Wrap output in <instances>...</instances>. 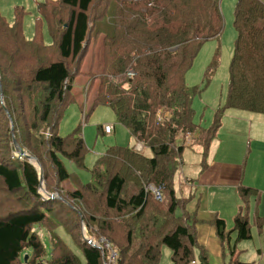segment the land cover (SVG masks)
Instances as JSON below:
<instances>
[{
	"label": "trees",
	"instance_id": "1",
	"mask_svg": "<svg viewBox=\"0 0 264 264\" xmlns=\"http://www.w3.org/2000/svg\"><path fill=\"white\" fill-rule=\"evenodd\" d=\"M237 1L228 92L208 127L193 120L192 100L200 90L187 86L185 74L201 46L222 35L220 0H44L37 5L36 31L29 39L23 28L25 7L16 5L11 21L0 10V129L3 126L1 133L11 141L0 144V206L14 198L0 211V264H21L27 249L33 250V263L82 264L83 257L85 264H107V251L85 239L83 225L88 230L97 226L93 237H103L118 249L117 264H160L163 245L172 250V264H210L207 249L197 240L199 219L196 212L185 210L188 198L177 196L175 175L187 134L207 156L227 109L264 114V0ZM98 13L106 16L104 25ZM43 24L50 43L42 35ZM99 35L104 70L89 112L99 104L109 105L142 148H107L96 157L90 180L84 183L66 164L85 167L82 128L64 137L58 126L76 100L75 77L83 73L91 42ZM218 62L217 50L207 82ZM128 68L134 76L115 82ZM93 78L97 76H90L88 90ZM25 94L27 101L17 102ZM159 111H169V117ZM14 138L40 163L46 191L58 197L39 193V170L17 151ZM153 187L163 192L161 199ZM239 193L242 205L233 228L228 230L222 218L214 219L222 244L231 241L232 232L236 242L252 236L250 201L257 190L241 186ZM256 225L262 229L264 217L257 216ZM37 226L49 235L50 261ZM90 233L93 229L87 231L89 238ZM232 262L253 264L238 257Z\"/></svg>",
	"mask_w": 264,
	"mask_h": 264
},
{
	"label": "rangeland",
	"instance_id": "2",
	"mask_svg": "<svg viewBox=\"0 0 264 264\" xmlns=\"http://www.w3.org/2000/svg\"><path fill=\"white\" fill-rule=\"evenodd\" d=\"M44 0H0V10L1 13L11 21L13 18V10L16 5L24 6L27 13L24 16L23 20V28L25 31L26 37L32 38L35 31H36V23L35 20L39 16V12L37 10V5ZM237 0H220L221 10L224 16V29L220 38L210 39L205 42L197 56L195 57L190 69L185 74V82L188 87L190 88H199L200 92L197 93L192 100V107L194 110L193 120L195 123H204V126L209 125V121L206 122V118L208 116H203L205 113V109L208 106H213L212 102L216 103V106L222 101L220 105H223L225 101H223L228 92V82H229V68L230 63L234 54L235 43L237 40V32L235 28V17H234V10L235 5L237 4ZM99 24L104 25L105 17L103 18L102 13L97 14V18ZM42 35L46 43H50L52 38L49 34L48 28L45 24H43ZM103 36L99 35L98 38L94 36V41L91 42V46L88 50L86 55L85 62L83 64V73L79 74L75 77L74 84L72 87V92L76 97V100L73 101L67 108L63 118L60 121L58 126V130L60 135L62 136H69L71 133L74 132L79 126L82 128V137L85 140L87 145V152L86 158L84 161L85 167L78 168L77 166L70 164L67 162V168L70 171H75L79 174L80 178L84 183H88L90 180V170L95 163L96 157L103 153L107 148L111 146H124V147H131L138 144V141L131 136L130 132L123 126L121 123L118 122L116 118V114L113 109L106 104H99L95 106L91 113L89 112L90 107L92 105L93 100L97 97L99 93V87L101 85L102 78L101 73L104 70V47H103ZM219 51V62L216 69L211 73L209 72L208 78L209 81H206V72L208 68L210 69V64L217 52ZM90 76H97V78H93L92 85L87 89L88 82L90 80ZM11 81L16 83L17 80L12 76H9ZM128 79L127 75H119L114 78L115 82H125ZM11 88L13 92L16 90L13 83H11ZM127 86V83H125ZM88 90V91H87ZM86 98V100L84 99ZM16 97L12 96V102H16ZM25 99L27 101L26 94L23 97H19L17 102H21ZM13 106H15L13 104ZM215 106V107H216ZM16 107V106H15ZM214 109V108H213ZM20 111H18L19 113ZM87 112V113H86ZM17 113V115H19ZM162 117H169V111L162 112L159 111ZM209 114V109L207 110L206 114ZM86 114V117H85ZM88 114V117H87ZM24 117L23 115H21ZM103 124H110L114 125L115 128L112 133L104 134L99 130V126ZM5 127V125H4ZM3 130V126L1 128ZM0 129V144L1 146H6L8 142H11L9 138L5 137L1 133ZM198 149V148H195ZM15 151V150H14ZM12 151L11 154L14 153ZM145 154L148 156H152V151L148 148H144ZM204 155H202V161L204 159ZM24 159V158H23ZM181 167V166H180ZM189 167V166H188ZM182 168V167H181ZM179 168L176 173L178 174L177 177L182 179V171ZM176 177V179H177ZM158 190L157 187H153V191ZM155 193V192H154ZM162 193V194H161ZM7 196V195H6ZM163 196V192H160V198ZM165 196V194H164ZM11 197V196H9ZM10 198L9 201H4L3 204L0 206V211L7 208L8 205L12 202ZM7 203V204H6ZM209 203L212 206L216 205L215 202L210 199ZM223 209V208H222ZM223 211H225L223 209ZM251 217V216H250ZM227 221L228 229L233 228V221ZM251 224V238L246 240H241L236 242V233H231V241L224 242L222 247V264L228 258L229 254L233 249H235L237 253V257L244 262H252L253 264H264V226L261 231H258L254 219L251 217L249 219ZM84 224V223H83ZM83 234L87 237V231L90 232L92 229L94 234L90 233L92 236L91 238L87 237L89 240L94 241V235L97 236L96 229L97 226H92L91 230L86 228L83 225ZM39 231L40 237L46 247L48 257L45 259L50 261V253H51V242L49 235L45 228L41 229L39 226L36 227ZM89 234V233H88ZM65 239L69 240V236L65 233L63 234ZM96 241V240H95ZM119 248V247H118ZM162 249V256L160 260V264H172L171 261V252L169 246L163 245ZM49 252V253H48ZM26 256L28 258L26 259ZM82 257V256H81ZM33 258V250L27 249L20 258L21 264H39L32 262ZM82 264H85L84 258L82 257ZM214 260V258H213ZM215 261V260H214ZM212 263H214L212 261ZM210 262V264H212ZM232 264V263H228Z\"/></svg>",
	"mask_w": 264,
	"mask_h": 264
},
{
	"label": "crops",
	"instance_id": "3",
	"mask_svg": "<svg viewBox=\"0 0 264 264\" xmlns=\"http://www.w3.org/2000/svg\"><path fill=\"white\" fill-rule=\"evenodd\" d=\"M212 103L213 106H208L203 115L209 118H206V122L210 120L208 126L213 122L216 108L222 101L217 106L215 102ZM208 109L210 113L206 114ZM197 124L208 127L204 123ZM104 125H100L101 128ZM186 139L180 167L182 179L177 177V173L175 175L176 194L179 198H188L185 210L196 212L199 219L195 225L197 240L207 249L210 262L222 264L223 244L216 234L214 219L219 217L233 221L234 225V218L242 205L241 186L257 190V196L251 197L249 216L254 219L257 230H262L257 227L256 218L264 217V114L227 109L203 161V147L194 144L192 136L186 135ZM140 144L138 142L136 148ZM210 199L216 205L211 207ZM195 253L198 255L199 249ZM235 257L236 252L233 256L230 253L223 264H233L232 258Z\"/></svg>",
	"mask_w": 264,
	"mask_h": 264
},
{
	"label": "built area",
	"instance_id": "4",
	"mask_svg": "<svg viewBox=\"0 0 264 264\" xmlns=\"http://www.w3.org/2000/svg\"><path fill=\"white\" fill-rule=\"evenodd\" d=\"M135 72L133 70V68H128L126 71V75L128 78H132L134 76ZM104 132L106 134H110L113 131V125L110 124H106L103 127ZM188 137H190V134H187ZM142 145L140 144L138 149H141ZM156 192V196L157 198H160V191L159 190H155ZM95 239V238H93ZM89 240V239H88ZM96 240V241H95ZM94 241H90L91 244L93 245H97L99 247H101L102 249L106 250L108 253L107 259L108 262L107 264H117V259L119 257V251L118 249L113 246L108 240H106L105 238L101 237L100 239H95Z\"/></svg>",
	"mask_w": 264,
	"mask_h": 264
},
{
	"label": "water",
	"instance_id": "5",
	"mask_svg": "<svg viewBox=\"0 0 264 264\" xmlns=\"http://www.w3.org/2000/svg\"><path fill=\"white\" fill-rule=\"evenodd\" d=\"M14 140V144H15V146H16V149H17V151L21 154V155H25V156H27L28 158H29V160H30V163H32V164H34L37 168H38V170H39V173H40V181H41V184H40V186H39V189H38V191H39V193H41L42 194V190L44 191V194H43V196L45 197V198H50V197H58L56 194H52V193H49L48 191H46V188H45V185H44V175H43V171H42V169H41V166H40V163L33 157V156H31V155H29L25 150H23V149H21L20 147H19V145H18V143L16 142V139L14 138L13 139ZM85 229V228H84ZM84 233V232H83ZM85 237V236H84ZM85 239L86 240H88V238L87 237H85ZM89 241V240H88ZM90 242V241H89ZM28 258V256H26V259Z\"/></svg>",
	"mask_w": 264,
	"mask_h": 264
},
{
	"label": "bare ground",
	"instance_id": "6",
	"mask_svg": "<svg viewBox=\"0 0 264 264\" xmlns=\"http://www.w3.org/2000/svg\"><path fill=\"white\" fill-rule=\"evenodd\" d=\"M42 194H44V191L42 190Z\"/></svg>",
	"mask_w": 264,
	"mask_h": 264
}]
</instances>
